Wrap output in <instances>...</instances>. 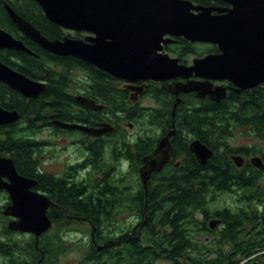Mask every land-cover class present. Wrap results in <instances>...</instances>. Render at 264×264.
Listing matches in <instances>:
<instances>
[{"label":"flooded vegetation","instance_id":"af4514ba","mask_svg":"<svg viewBox=\"0 0 264 264\" xmlns=\"http://www.w3.org/2000/svg\"><path fill=\"white\" fill-rule=\"evenodd\" d=\"M33 1L44 19L50 22L38 2ZM188 1H191L194 7L212 8L213 16L226 15L228 10L233 8L230 3L223 0ZM6 6L9 5L5 4L4 8L14 28L9 30L0 25V29L21 42L34 55L5 48H0V52L13 51L37 59H40V56L34 49L39 48L49 53L17 27ZM12 10L50 41L84 40L88 36L86 32L66 29L50 22L60 27L64 34L61 39L49 38L44 35L34 19L25 18ZM200 12L193 11L194 14ZM182 41L202 47L199 48L200 55L184 58L166 50V47L180 45ZM164 53L178 58L180 66L189 68L183 77L165 82H128L115 78L79 58L49 53L61 58L78 59L103 72L106 80L108 77L112 78L117 90L123 96H127L131 107L140 106L154 110L156 120L146 122L137 117L133 121H126L124 114H116L117 112H113L114 110L105 102L95 98L91 89L92 80L83 71L74 69L70 72L73 79L70 93L75 106L71 109L76 114L79 110L93 112L91 114L94 119L82 122L58 119L48 121V125L41 128L38 136V140L44 143V151L40 156L41 171L55 177H67L75 173L81 180H91L101 189L118 193V203L114 204L119 210L116 222L128 226L140 223L141 216L136 209L140 203V195L160 192L167 195L173 193L175 186L178 185H182L184 191L193 188L203 194L204 204L198 218L199 225L193 230L197 232L194 239L199 241L198 248L187 249L185 255L200 257L202 264H264V105L253 106L254 99L257 102L264 97V84L242 90L229 80L196 76L193 69L194 60L221 54L219 47L212 43L173 38L171 43L165 45ZM0 63L32 81L45 84L47 89L46 82L29 78L17 69L22 61L14 58L4 61L0 58ZM56 70L61 72L63 69L56 67ZM0 85L18 93L27 101L41 97L46 91L45 89L38 97L27 98L2 81ZM186 87L197 88L199 91L181 92ZM148 88L163 89L167 92L168 98L160 101L148 92ZM147 100L150 101V105H145ZM163 102L169 107V116L166 120L156 115ZM245 103L250 108L244 112L241 105ZM0 108L19 114L17 121L0 127H10L20 122L21 113L18 110L2 106ZM178 109L182 113V122L177 125L175 111ZM223 109L224 112H221ZM110 114H116V119L111 118ZM166 138L168 142L166 141L165 148L159 151L162 141ZM243 139L247 143L239 144ZM98 142L105 145L106 158L102 162L104 166L102 170L95 169L92 165L94 157L90 147ZM116 143L118 150L113 155L111 146ZM62 144L63 150L66 147L71 148L75 156L64 163L62 171L51 173L45 169V160L49 159L48 154L51 155L49 152L53 146ZM196 151H200L199 156ZM0 157L13 160L21 177L36 182L29 191L45 196L53 204L47 212L50 218L49 212L56 204L48 197L44 186L42 187L37 179L21 173L12 157ZM213 162L216 168H212ZM224 162L231 168H222ZM191 165L196 168L190 169ZM3 180L11 183L6 177ZM164 200L165 197H159L156 202L165 204ZM12 205L11 193L0 189V213L5 217L4 221H7L8 229L11 222L18 220L4 215V211ZM53 225L52 221V227Z\"/></svg>","mask_w":264,"mask_h":264},{"label":"trees","instance_id":"16d2710c","mask_svg":"<svg viewBox=\"0 0 264 264\" xmlns=\"http://www.w3.org/2000/svg\"><path fill=\"white\" fill-rule=\"evenodd\" d=\"M5 4L25 18L34 19L47 37L62 38L63 30L44 19L33 0H0L1 26L9 30L14 28L5 11ZM166 50L184 58L200 55L197 44L183 41L180 45L166 47ZM34 51L40 59L13 51L0 52V58L4 61L11 58L22 61V64L15 68L27 77L47 83V89L41 97L28 101L0 85V106L16 109L21 113L19 123L0 127V156L12 157L21 173L37 179L42 187L44 186L48 197L56 204L49 212L54 224L72 226L74 223H88L92 228V236L85 246L82 247L79 243L72 248L58 242L62 239L61 226L53 236L47 232L37 242L34 235L14 232L4 225L0 228V258L3 264H59L60 255L64 256L71 249L82 251L76 264H202L200 257L185 255L187 249L196 250L199 245V241L194 239L197 232L193 230L199 225L198 218L204 204L200 191L193 188L184 191L182 185H178L173 193L167 195H163L164 192L142 194L136 208L141 216L140 223L128 226L117 223L119 210L114 204L118 203V193L101 189L91 180H81L75 173H71V177H55L41 171L40 156L44 151V143L38 140V136L41 128L48 125V121L58 119L82 122L94 119L91 114L93 112L79 110L76 114L71 109L75 103L70 93V85L73 82L70 72L74 69L86 73L92 80L94 97L105 102L113 112H117L116 114H124L126 121H133L138 117L142 121L151 122L156 118L155 111L150 108L131 107L127 96L117 90L113 79L108 77L106 80L103 72L96 68L75 58L52 56L39 48ZM56 67L63 70L59 72ZM148 92L160 101L168 98L163 89L148 88ZM254 101L253 106L264 105L263 96L261 100ZM241 106L244 112L250 108L246 103ZM221 112H224V109ZM116 114H110L111 118L116 119ZM156 115L164 120L169 116V107L165 102ZM201 115L203 113L199 116L202 117ZM175 122L177 125L182 122L180 109L175 111ZM111 147L112 154L115 155L118 150L117 143ZM90 151L94 157L92 165L95 169H104V143L93 144ZM195 168L194 165L190 166V169ZM212 168H216L214 162ZM222 168L231 167L224 162ZM159 197H165V204L156 202ZM19 236H22V239Z\"/></svg>","mask_w":264,"mask_h":264},{"label":"water","instance_id":"95a60500","mask_svg":"<svg viewBox=\"0 0 264 264\" xmlns=\"http://www.w3.org/2000/svg\"><path fill=\"white\" fill-rule=\"evenodd\" d=\"M36 1L50 22L86 32L88 36L84 40L50 41L6 6L13 22L26 36L49 53L79 58L115 78L165 82L183 77L189 68L164 53V47L173 38H184L215 44L221 51L220 55L194 60L196 76L229 80L242 90L264 84V0H223L233 8L222 16H213L212 8L194 7L188 0ZM194 10L201 12L194 14ZM0 48L34 55L1 29ZM0 81L27 98L38 97L46 89L45 84L1 63ZM18 119L17 112L0 108V125ZM167 140L161 143L162 148ZM200 151H196L198 156ZM5 177L11 183L4 182ZM35 185L36 182L18 174L13 160L0 157V189L10 192L13 199L4 215L18 219L9 224V229L32 234L38 242L52 228L47 212L53 204L45 196L29 191Z\"/></svg>","mask_w":264,"mask_h":264},{"label":"rangeland","instance_id":"374dc122","mask_svg":"<svg viewBox=\"0 0 264 264\" xmlns=\"http://www.w3.org/2000/svg\"><path fill=\"white\" fill-rule=\"evenodd\" d=\"M190 59H192V57H190ZM145 102H146L145 105L151 104L149 100ZM178 103L176 104V106L178 105ZM241 143H247V141L243 139L239 141V144ZM63 148H64L63 144L62 146L58 145L52 147V149L49 152L51 153V155L48 154L49 159L45 160L44 163L45 169H47V171L51 173H59L60 171L63 170L64 163L74 158L75 154L73 153V150L71 148L69 149L68 147H66L65 150H63ZM3 218L5 217L2 215V213H0V228H2L4 225L7 224V221H4ZM59 226L61 225L54 224L51 230L48 231V233L53 236V234L56 232V229ZM60 231H61L60 235L62 239H60V241L58 242L61 244L64 243L65 245L71 246L72 248H74L76 245H79V243H81L82 247L85 246L89 242L90 237L92 236V228L88 223L87 224L74 223L72 226H64L62 224ZM19 237L21 238L22 236ZM81 255H82V251L78 252V250L75 251L74 249H71V251L67 252L64 256L60 255L61 262H59V264H76L79 258L81 257ZM0 264H3L1 258H0ZM161 264H170V263L162 262Z\"/></svg>","mask_w":264,"mask_h":264},{"label":"bare ground","instance_id":"6f19581e","mask_svg":"<svg viewBox=\"0 0 264 264\" xmlns=\"http://www.w3.org/2000/svg\"><path fill=\"white\" fill-rule=\"evenodd\" d=\"M194 71V70H193ZM191 90H196V91H199L197 88H194V89H187V87H186V89H182L181 90V92H189V91H191ZM221 92V91H220ZM163 142V141H162ZM166 146V145H165ZM165 146H164V148H165ZM161 147V146H160ZM164 148H159V151H161V150H163Z\"/></svg>","mask_w":264,"mask_h":264}]
</instances>
